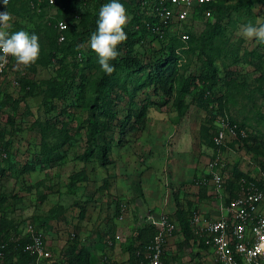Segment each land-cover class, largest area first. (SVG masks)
Listing matches in <instances>:
<instances>
[{
  "label": "rangeland",
  "instance_id": "obj_1",
  "mask_svg": "<svg viewBox=\"0 0 264 264\" xmlns=\"http://www.w3.org/2000/svg\"><path fill=\"white\" fill-rule=\"evenodd\" d=\"M240 1L218 0L217 8L209 15L198 10L184 20L173 16L167 27L169 32L180 35L187 30L191 41L186 45L190 48L183 52L184 59L177 62L169 93L152 85L132 93V82L128 83V90H115L119 118L129 108L145 106L146 113L141 121L131 119L129 124L133 126L112 147L109 153L112 161L108 165L100 164L96 155L84 158L91 144L87 135L88 100L94 94V82L103 74L98 55L87 42L82 51H77L75 61L73 55L67 57L73 66L77 64L78 75L66 100L48 94L47 87L65 77L61 76L56 61L42 58L51 40L60 35L58 22L65 19L69 27L78 29L88 19L86 13L93 9L95 0L53 3L15 0L8 6L6 11L11 20L6 30L18 28L36 34L40 54L36 62L19 68L10 56L0 74V131L8 142L9 154L8 159L0 162V169L6 170L0 176V223L9 237L27 236L30 226L43 232L52 256L36 260L35 264H64L63 252L74 244L88 250L93 264H128V247L137 230L146 224L155 225L163 214L177 224L168 246L169 251L177 253L173 262L208 264V250L203 257L197 254L196 244H181V226L174 211L181 203L187 213L193 208L206 215L216 213L217 200L199 195V185L208 177L212 158L222 159L218 171L225 178L231 176L233 167L260 178L264 168V124L263 119L256 121L257 116L264 115V97L254 90L259 75L264 74V44L242 37L239 31L249 21L264 22V0H256L251 8H234ZM145 10L151 12V5H146ZM218 15L223 18L221 35H216L206 52L217 56L219 77L213 88L208 89L201 77L206 60L199 35ZM161 39L151 35L149 42L138 44L137 48L146 59L157 58L165 50L166 39ZM88 57L95 58L97 64H87V81L82 87V72ZM28 82L36 84L35 87L31 88ZM183 86L189 90L182 89ZM205 90H209L208 96L202 97ZM82 93L84 99L79 97ZM217 99L222 101L228 116L245 122L251 134L259 130L262 135L253 140L228 134L223 150L210 146L202 126L214 113L217 114L214 130L219 128L224 116L218 113ZM46 121L54 126L46 135L49 144L65 138L63 126L70 140L51 160L22 172L23 163L34 162L35 154L41 150V127ZM111 134L107 135L111 137ZM79 171L87 177L72 185L71 174ZM177 190L179 197L174 194Z\"/></svg>",
  "mask_w": 264,
  "mask_h": 264
},
{
  "label": "trees",
  "instance_id": "obj_2",
  "mask_svg": "<svg viewBox=\"0 0 264 264\" xmlns=\"http://www.w3.org/2000/svg\"><path fill=\"white\" fill-rule=\"evenodd\" d=\"M86 1V0H85ZM150 0H119L125 8L127 15L130 17L129 22L125 26V31L127 33V40L118 45V51L120 55L113 60L111 63L115 66V72L112 75H107L103 72L102 76L94 82L93 84V92L90 99L88 100L89 109V117L87 123V131L88 137L91 141V144L86 148L84 158L87 159L92 155H96L100 164L108 165L112 160L110 159L109 153L111 152L112 147L119 143L122 134L126 133V129L128 130L133 124H129L132 122V118L137 121H141V117L145 115L146 108L145 106H140L139 108H129L123 118L118 117V110L115 108V98L118 97L116 95L115 90L117 88L121 90H128V83L132 82V93H136L139 89L143 88L142 86H150L152 85L154 89H160L163 92L169 93L172 88V82L170 78H173L175 75L176 66H178L177 62L181 58L183 52L189 50V46L186 45L187 41H191L189 34V38L187 40H183L181 38V34L170 33L169 28H167L163 35L160 32H157L155 29L157 27L158 19L149 15L145 10V5ZM217 1L213 0L208 4H204L200 7H196L194 13L198 10H205L206 8H211L214 10L217 8ZM256 0H242L233 5L234 8L238 7H247L251 8V5ZM15 0L10 1L8 4L1 5L0 13L4 11H8V6L10 7ZM111 0H95V4L93 5V9L86 13L88 19L86 22L82 23L78 29L69 27L65 31V39L60 41L58 39V35L56 39L51 40L49 45V50L47 53L43 54L42 58L45 61L52 62L56 61L59 64V72L61 76H64L65 79L63 81L55 82L47 87L48 94H52V97H55L59 100L68 99L71 87L73 86L76 77L78 75V67L76 65H72L71 62L67 61V57L69 55H73L72 61L76 60L77 51H82L81 49L86 45L90 40V36L93 32L96 31V21L98 19L99 9L101 5L105 3H109ZM83 16H85L83 14ZM221 16H217L216 21L209 25L200 35V49L203 55L205 56V67L201 73V77L207 83V88L212 89L218 80V70L215 65V61L217 56L214 53L206 52V47L213 42L216 35H221ZM3 31H7L9 34L14 33L16 31H21L18 28L14 29H2ZM32 33V31H30ZM187 32V30H186ZM153 35L156 39H166V43L164 45L165 50L163 54L158 55L157 58L149 57L145 58L143 53L139 51L137 48L138 44H143L145 41L149 42V37ZM161 39V40H162ZM164 41V40H162ZM79 49V50H78ZM182 56V57H181ZM95 58L88 57L86 58V66L84 71L82 72V87L85 86L87 81V71L86 67L90 66L93 63L97 64ZM88 64V65H87ZM142 80V81H140ZM258 85L254 88L255 91H259L264 97V74H260L258 77ZM27 83V82H26ZM31 88L36 84L33 82L29 83ZM182 89L189 90V87L183 86ZM209 90H205L202 92L203 95L208 96ZM85 94L82 93L79 95L81 99H84ZM133 95V94H132ZM131 95V96H132ZM218 100V99H217ZM3 101V99H2ZM219 104V112L224 117L228 116V112H226V108L223 107L222 101L218 100ZM229 117V118H228ZM227 119L230 123L237 124V129L240 128L245 129V136H242L240 133L236 136L237 138H247V139H257L262 134L259 130H256V134H251L248 128L245 126V122H239L232 116H228ZM217 118V114H210L208 117V121L206 125L202 126L203 133H205V138L208 141L209 145L219 148L223 150L225 146L223 144L216 145L214 142V135L218 131V127L214 130L215 124H213L214 120ZM10 123H14V119L10 116ZM260 119H263L264 124V115L257 116L256 121L261 122ZM128 124V125H127ZM127 125V128H126ZM54 130V126L49 121H46L42 124V144L41 150L35 154L34 162H25L21 167L22 172H26L32 170L39 163L41 164L45 160H51L54 155H56V151L61 148L62 145L67 143L70 140V134L64 132L65 126H63V130L61 131L65 133V138L61 142H57L55 144H49L46 139V135L50 128ZM111 132L112 136L109 137L107 134ZM4 133L0 131V137L3 139ZM260 135V136H259ZM4 145L7 148L8 142L4 141ZM7 157L4 158L8 159ZM3 160H0L3 161ZM6 172L5 168L2 167L0 169V176H2ZM207 176L211 179L210 173ZM86 175L84 172L79 171L71 174V184L75 185L77 182L83 181L86 179ZM242 179H253L256 181L258 186L264 188V182L259 180L255 176H250L249 174L240 171L237 167H233L231 171V176L224 180L225 184V202L230 198L236 196L240 192V188L242 185ZM177 197H179L180 192L178 190L174 193ZM199 195L201 198L213 197L215 195L214 186L211 183H200L199 185ZM181 205V203H180ZM178 205L176 211H174L175 219L178 221V225L181 231V244L183 246H191L192 244H196L198 246L197 254H201L205 257L204 253H206L208 249V245L205 244L204 240L199 239L197 235L192 231L190 215L192 211H197L196 209H192L188 213L185 212V209ZM119 210V209H118ZM84 206L81 205V214L83 215ZM157 230V227L153 224H146L143 227L137 230V234L135 238L130 242L129 245V258L128 262L130 264H137L141 257L137 256L136 250H141L146 247L147 244L151 242L153 236ZM176 231V230H175ZM174 231V233H175ZM7 229L0 223V237L8 240V247L5 254V257L1 264H35L37 257L35 254H31L28 251L24 250V245L29 241V235L27 236H15L9 237L6 235ZM174 236V234H173ZM172 236V237H173ZM169 243L170 239L167 242L166 249L164 250V264H171L173 260H177V253H172L169 251ZM64 264H93L91 262V258L89 256L88 250L79 247L74 244L70 246L65 252H63ZM128 263V264H129Z\"/></svg>",
  "mask_w": 264,
  "mask_h": 264
},
{
  "label": "built area",
  "instance_id": "obj_3",
  "mask_svg": "<svg viewBox=\"0 0 264 264\" xmlns=\"http://www.w3.org/2000/svg\"><path fill=\"white\" fill-rule=\"evenodd\" d=\"M12 0H7V4ZM50 3L56 0H46ZM213 0H150L146 5H151L152 11L147 12L158 19L156 31L163 35L170 25L173 16L178 20L186 19L195 8L208 4ZM0 0V9L3 5ZM145 5V7H146ZM206 14L211 13V8H206ZM60 41L65 39V31L68 23L65 19L58 22ZM2 30V29H0ZM181 38L185 41L188 34L183 32ZM10 57V56H9ZM8 57V58H9ZM9 62V59H8ZM7 64L0 69V74ZM245 136V129H237V124L230 123L227 117L220 119V126L214 135L216 145L223 144L228 134L236 137L238 134ZM8 151L0 137V160L7 157ZM222 159L218 156L212 158L208 171L211 179L206 177L201 183L211 181L214 186V198L218 201L219 212L216 216L206 215L192 211L190 222L192 231L199 239L208 245V264H264V188L256 183V179H242L240 192L225 202L226 179L221 171H218ZM264 182V168L260 178ZM157 230L153 239L145 248L136 250L137 256L141 257L137 264H164V250L168 240L173 236L177 228L176 222L167 214H163L155 223ZM29 241L24 245V250L35 254L37 261L48 259L52 256L46 248L44 234L31 226L28 229ZM8 247V240L0 237V264L2 263ZM207 253V252H206ZM176 264V262H171Z\"/></svg>",
  "mask_w": 264,
  "mask_h": 264
},
{
  "label": "clouds",
  "instance_id": "obj_4",
  "mask_svg": "<svg viewBox=\"0 0 264 264\" xmlns=\"http://www.w3.org/2000/svg\"><path fill=\"white\" fill-rule=\"evenodd\" d=\"M3 2L7 4V0ZM10 20L7 11L0 13V29H6ZM129 20L126 8L119 0H111L99 9L96 31L91 34L89 45L98 55V64L107 75L115 72L111 62L120 55L118 45L127 40L124 29ZM239 31L242 37L264 44V22L254 24L249 21L242 24ZM39 54V37L36 34L23 30L9 34L0 30V69L8 63L9 56L15 58L16 67L19 68L36 62Z\"/></svg>",
  "mask_w": 264,
  "mask_h": 264
},
{
  "label": "crops",
  "instance_id": "obj_5",
  "mask_svg": "<svg viewBox=\"0 0 264 264\" xmlns=\"http://www.w3.org/2000/svg\"><path fill=\"white\" fill-rule=\"evenodd\" d=\"M218 202V201H217ZM219 205V204H218ZM264 207V206H263ZM219 210V206H218V208H217V210H214V211H216V213H213V212H211V214H210V216H216L217 214H218V211ZM213 214V215H212ZM172 238V237H171ZM170 238V239H171Z\"/></svg>",
  "mask_w": 264,
  "mask_h": 264
}]
</instances>
